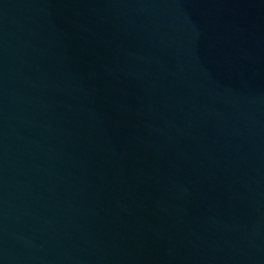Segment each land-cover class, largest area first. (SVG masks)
<instances>
[{
  "label": "water",
  "instance_id": "obj_1",
  "mask_svg": "<svg viewBox=\"0 0 264 264\" xmlns=\"http://www.w3.org/2000/svg\"><path fill=\"white\" fill-rule=\"evenodd\" d=\"M0 264H264V0H0Z\"/></svg>",
  "mask_w": 264,
  "mask_h": 264
}]
</instances>
